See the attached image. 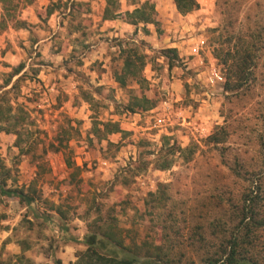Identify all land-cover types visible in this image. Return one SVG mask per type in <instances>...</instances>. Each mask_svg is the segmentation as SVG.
Instances as JSON below:
<instances>
[{"label": "rangeland", "instance_id": "obj_1", "mask_svg": "<svg viewBox=\"0 0 264 264\" xmlns=\"http://www.w3.org/2000/svg\"><path fill=\"white\" fill-rule=\"evenodd\" d=\"M196 1L181 14L148 0L157 23L133 24L104 18L105 0H0V181L9 170L5 184L35 198L1 200L18 253L73 264L103 231L170 264L217 249L234 220L235 165L264 171V0ZM126 56L140 80L121 86ZM244 56L241 86L226 89ZM258 244L264 254V231Z\"/></svg>", "mask_w": 264, "mask_h": 264}, {"label": "trees", "instance_id": "obj_2", "mask_svg": "<svg viewBox=\"0 0 264 264\" xmlns=\"http://www.w3.org/2000/svg\"><path fill=\"white\" fill-rule=\"evenodd\" d=\"M3 1V0H1ZM33 0H25L30 4ZM104 18L118 17L120 14L132 17L133 24L139 22L155 24L154 6L148 0H131L132 10L118 12L112 9L116 0H105ZM177 11L181 14H187L198 8L196 0H173ZM5 14L11 16V9L3 8ZM3 14V15H5ZM2 15V16H3ZM5 18L1 17L0 23H4ZM247 50V48L244 50ZM248 55V51H246ZM247 57L242 59L239 71L234 69L233 75L237 74L236 81L226 82V89L232 90L241 86L243 65L247 62ZM233 62V63H232ZM231 62V67L234 61ZM20 70L16 69L15 73ZM140 67L137 61L126 56L120 73H115V80L124 86L127 80L139 81ZM150 100L144 95L138 98L137 106L141 109H148ZM149 104V105H148ZM3 113L0 112V119ZM103 128L108 133L119 132L120 128L116 123H104ZM10 128L0 124V131L9 132ZM264 167V164H262ZM0 169H3L0 167ZM1 171V170H0ZM3 171V170H2ZM3 174V180L0 181V194L7 197L16 198L21 204H29L34 201V196L29 193L27 186H7L6 179L9 178V170ZM235 177L238 179L239 188L235 192V203L232 206L231 216L234 220H228L224 227L220 243L213 252L206 253L203 257L204 264H264V254L257 250L259 245V234L264 231V171L260 169L244 168L242 163L235 165ZM86 248L76 254V260L73 264H170L168 260L162 258H153L147 254H140L137 250L124 244L123 240L112 232L103 231L102 233H91L86 236ZM98 247L104 252H100ZM0 264H35L24 253H16L8 256L7 260H0Z\"/></svg>", "mask_w": 264, "mask_h": 264}, {"label": "crops", "instance_id": "obj_3", "mask_svg": "<svg viewBox=\"0 0 264 264\" xmlns=\"http://www.w3.org/2000/svg\"><path fill=\"white\" fill-rule=\"evenodd\" d=\"M161 9L157 7V10ZM160 11V10H159ZM6 196L0 194V213H6V219H4V216L0 215V260L2 259V256H5L7 254V251L10 249L11 253H18L19 249L12 240H8V237L10 236V233L13 231V217L15 215V212L11 211V209H6L4 205L1 204V200L4 199ZM8 199H11V202H16L19 205H24V208H27L29 204H21L19 201L14 197H6ZM10 223V225H9Z\"/></svg>", "mask_w": 264, "mask_h": 264}]
</instances>
